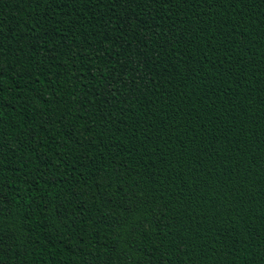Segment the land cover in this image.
Masks as SVG:
<instances>
[{
    "label": "trees",
    "instance_id": "trees-1",
    "mask_svg": "<svg viewBox=\"0 0 264 264\" xmlns=\"http://www.w3.org/2000/svg\"><path fill=\"white\" fill-rule=\"evenodd\" d=\"M0 264H264V0H0Z\"/></svg>",
    "mask_w": 264,
    "mask_h": 264
}]
</instances>
